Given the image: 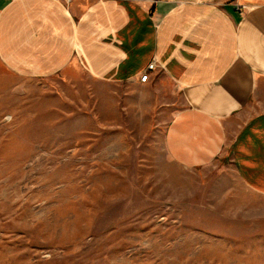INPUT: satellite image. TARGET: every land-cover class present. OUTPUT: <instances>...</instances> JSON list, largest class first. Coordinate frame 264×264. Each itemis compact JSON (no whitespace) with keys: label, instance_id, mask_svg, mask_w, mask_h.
Listing matches in <instances>:
<instances>
[{"label":"rangeland","instance_id":"obj_1","mask_svg":"<svg viewBox=\"0 0 264 264\" xmlns=\"http://www.w3.org/2000/svg\"><path fill=\"white\" fill-rule=\"evenodd\" d=\"M180 107L165 79L25 78L0 60V264H264V197L227 160L169 159Z\"/></svg>","mask_w":264,"mask_h":264},{"label":"crops","instance_id":"obj_2","mask_svg":"<svg viewBox=\"0 0 264 264\" xmlns=\"http://www.w3.org/2000/svg\"><path fill=\"white\" fill-rule=\"evenodd\" d=\"M0 60L25 78L80 66L115 84L167 80L181 100L164 129L169 159L227 160L264 197V0H0Z\"/></svg>","mask_w":264,"mask_h":264},{"label":"built area","instance_id":"obj_3","mask_svg":"<svg viewBox=\"0 0 264 264\" xmlns=\"http://www.w3.org/2000/svg\"><path fill=\"white\" fill-rule=\"evenodd\" d=\"M154 68V64H150L149 65V70L150 69H153ZM148 78H149V73H148V71L147 72H145L144 74H142V76L140 77V80L142 81V82H146L147 80H148Z\"/></svg>","mask_w":264,"mask_h":264}]
</instances>
